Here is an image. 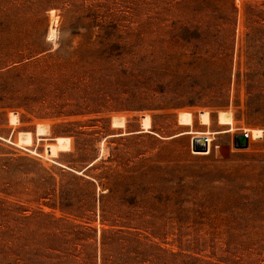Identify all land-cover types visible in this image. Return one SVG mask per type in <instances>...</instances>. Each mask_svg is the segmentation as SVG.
<instances>
[{
  "label": "rangeland",
  "instance_id": "1",
  "mask_svg": "<svg viewBox=\"0 0 264 264\" xmlns=\"http://www.w3.org/2000/svg\"><path fill=\"white\" fill-rule=\"evenodd\" d=\"M138 237L264 264V0H0V264H149Z\"/></svg>",
  "mask_w": 264,
  "mask_h": 264
},
{
  "label": "trees",
  "instance_id": "2",
  "mask_svg": "<svg viewBox=\"0 0 264 264\" xmlns=\"http://www.w3.org/2000/svg\"><path fill=\"white\" fill-rule=\"evenodd\" d=\"M136 242H137L139 247L146 248L148 250V252L150 253V254H148V256L151 258V260L148 261L149 264H161V262L159 260L163 259V257L167 253V251L161 245V243L159 241H156V239H153L150 237H145L144 239H141V237H138L136 239Z\"/></svg>",
  "mask_w": 264,
  "mask_h": 264
},
{
  "label": "water",
  "instance_id": "3",
  "mask_svg": "<svg viewBox=\"0 0 264 264\" xmlns=\"http://www.w3.org/2000/svg\"><path fill=\"white\" fill-rule=\"evenodd\" d=\"M249 133L237 134L234 137V146L238 149H246L249 146ZM193 149L195 151H208L207 139L204 137H194L193 138Z\"/></svg>",
  "mask_w": 264,
  "mask_h": 264
},
{
  "label": "bare ground",
  "instance_id": "4",
  "mask_svg": "<svg viewBox=\"0 0 264 264\" xmlns=\"http://www.w3.org/2000/svg\"><path fill=\"white\" fill-rule=\"evenodd\" d=\"M53 26L50 28V36L52 37V39H55L56 38V35H57V31H56V26H55V20H54V17H53ZM246 131L249 133V136H250V138H260L261 137V135H262V130H260V129H253V130H248V129H246ZM201 137H204V136H201ZM209 140V139H208ZM209 146H210V144H208V151H209ZM199 153H206V151L205 152H203V151H198Z\"/></svg>",
  "mask_w": 264,
  "mask_h": 264
},
{
  "label": "built area",
  "instance_id": "5",
  "mask_svg": "<svg viewBox=\"0 0 264 264\" xmlns=\"http://www.w3.org/2000/svg\"><path fill=\"white\" fill-rule=\"evenodd\" d=\"M248 136H249V135H248ZM204 138H206V139H207V145H208V144H209V140H208V138H207V137H205V136H204Z\"/></svg>",
  "mask_w": 264,
  "mask_h": 264
}]
</instances>
